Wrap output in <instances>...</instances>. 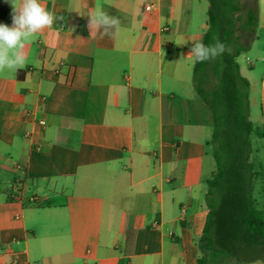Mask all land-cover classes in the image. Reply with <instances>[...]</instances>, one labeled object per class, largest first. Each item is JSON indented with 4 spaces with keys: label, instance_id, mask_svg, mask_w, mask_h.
I'll return each instance as SVG.
<instances>
[{
    "label": "crops",
    "instance_id": "1",
    "mask_svg": "<svg viewBox=\"0 0 264 264\" xmlns=\"http://www.w3.org/2000/svg\"><path fill=\"white\" fill-rule=\"evenodd\" d=\"M195 1L41 0L65 22L0 73V264H197L215 165ZM97 8L119 29L90 35ZM258 18L264 30V0ZM239 65L252 89L257 65ZM262 87L264 128V73Z\"/></svg>",
    "mask_w": 264,
    "mask_h": 264
},
{
    "label": "trees",
    "instance_id": "2",
    "mask_svg": "<svg viewBox=\"0 0 264 264\" xmlns=\"http://www.w3.org/2000/svg\"><path fill=\"white\" fill-rule=\"evenodd\" d=\"M206 45L218 38L227 51L211 61L195 62L194 88L209 107L213 128L208 147L215 170L206 181L209 212L196 241L197 264L247 263L264 253V128L250 119V83L237 57L256 38L258 8L243 0H209ZM10 0H0V23ZM253 137L261 140L254 146ZM260 181L262 200L255 195Z\"/></svg>",
    "mask_w": 264,
    "mask_h": 264
},
{
    "label": "clouds",
    "instance_id": "3",
    "mask_svg": "<svg viewBox=\"0 0 264 264\" xmlns=\"http://www.w3.org/2000/svg\"><path fill=\"white\" fill-rule=\"evenodd\" d=\"M12 5V26L0 23V73L8 70H18L26 64V43L33 37L51 29L55 22H65L63 15L49 11L41 0H10ZM88 27L91 33L103 30V35H111L112 30H118L120 18L110 16L107 12L97 8L88 15ZM212 44L203 42L193 43L189 56L194 62L203 63L222 56L227 51L225 43L214 38Z\"/></svg>",
    "mask_w": 264,
    "mask_h": 264
},
{
    "label": "rangeland",
    "instance_id": "4",
    "mask_svg": "<svg viewBox=\"0 0 264 264\" xmlns=\"http://www.w3.org/2000/svg\"><path fill=\"white\" fill-rule=\"evenodd\" d=\"M262 0H243V3L246 5H251L254 8H258L259 3ZM210 6L209 0H196L194 11L196 15L199 17V20H207V12ZM263 6V5H262ZM247 57V59H246ZM239 63L242 65L244 69L252 70L248 68V63L253 62L257 65L255 71L251 72V81H252V89H249V103L250 105V116L251 119L257 126L263 127V119H262V79L264 73V30L260 27L257 28L256 38L252 41L250 48L248 51L243 52L240 56H238ZM193 80V76H192ZM254 146L260 147L261 140L259 141L256 137H253ZM208 152L211 154V148L208 147ZM260 156L264 158V148H261ZM215 165V162H214ZM255 197L258 200H262L261 194V184L260 181L256 183V188L254 192Z\"/></svg>",
    "mask_w": 264,
    "mask_h": 264
},
{
    "label": "built area",
    "instance_id": "5",
    "mask_svg": "<svg viewBox=\"0 0 264 264\" xmlns=\"http://www.w3.org/2000/svg\"><path fill=\"white\" fill-rule=\"evenodd\" d=\"M145 9H146V11H151L153 9V4H147L145 6ZM40 124L41 125H45V121L44 120H40ZM31 201L36 202L37 201V198L33 197V198H31ZM14 264H15V262H14Z\"/></svg>",
    "mask_w": 264,
    "mask_h": 264
}]
</instances>
